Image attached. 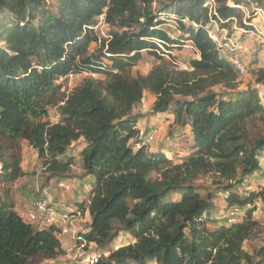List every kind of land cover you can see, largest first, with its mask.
Here are the masks:
<instances>
[{
  "label": "trees",
  "instance_id": "1",
  "mask_svg": "<svg viewBox=\"0 0 264 264\" xmlns=\"http://www.w3.org/2000/svg\"><path fill=\"white\" fill-rule=\"evenodd\" d=\"M155 4L0 0V138L26 141L45 173L58 180L75 164L66 157L68 149L83 140L81 166L93 181L76 208L90 223L77 236L85 248H108L93 264H264V247L253 255L243 250L257 226L246 208L254 201L264 205V187L246 196L235 189L262 172L264 105L258 87H264V69L253 71V83L240 90L242 75L207 30L215 23L234 38L238 27L242 40L254 34L253 26L264 30L249 9L252 4L264 13V0ZM101 14L109 31L99 41L93 28ZM170 20L178 24V38L161 28ZM92 42L100 43L98 57L87 55ZM185 43L199 58L180 70L171 52ZM143 53L159 64L146 76H134ZM82 72L105 79H86L65 94L59 81ZM145 92L154 97V114L167 113L173 124L191 130L192 152L179 163L147 149L150 133L141 135L132 115ZM51 107L58 111L55 124L44 120ZM0 164V182L20 178L19 165L1 146ZM206 175L225 195L226 208L244 212L239 220L207 227L217 194L196 184ZM57 233L54 227L33 228L0 203V264H41L39 255L65 256ZM119 233L132 242L109 249Z\"/></svg>",
  "mask_w": 264,
  "mask_h": 264
},
{
  "label": "rangeland",
  "instance_id": "2",
  "mask_svg": "<svg viewBox=\"0 0 264 264\" xmlns=\"http://www.w3.org/2000/svg\"><path fill=\"white\" fill-rule=\"evenodd\" d=\"M155 8L164 6L171 0H154ZM51 0H47V3ZM208 5V4H207ZM228 5L233 6L232 2ZM209 6V5H208ZM251 6V4H250ZM245 9V8H244ZM250 9V7H249ZM248 9V10H249ZM250 11V10H249ZM248 17L250 14H244ZM255 25H261V20L256 19L253 22ZM185 25L187 22L184 23ZM178 24L175 21H167L161 26L162 29L168 32L172 38H178ZM234 38L232 42L237 45L236 52L240 55V60L247 69L246 74L241 76L240 90H244L246 84L253 83V71L264 69V31L263 37L258 34H245L244 39H241L243 33L239 31L238 27H234ZM94 34L97 39L108 38V27L97 25L94 28ZM207 30L215 35L220 41H224L227 37V31H218V26L212 23L207 27ZM235 39V40H234ZM241 47V48H240ZM162 49V48H161ZM172 56L176 58V64L180 70H186L189 62L197 59V51L191 43H185L180 49H174L171 52ZM88 56H100V43L92 42L88 49ZM223 55V54H222ZM199 56V55H198ZM225 58L229 57V53L224 49ZM199 58V57H198ZM168 59V58H166ZM104 63L105 60L101 59ZM159 64L153 56L142 54V59L132 69L135 76L140 74L142 76L148 75ZM92 79L96 83H102L104 76L102 74H91L82 72L77 75H71L66 79H62L59 83L62 85V91L68 94L73 88L79 86L84 80ZM260 93L261 103L264 105V88L258 87ZM154 97L145 92L141 103L132 111V115L137 118V128L141 131L148 132L149 138L146 139L147 149L149 151H162L166 157L174 163H179L183 158L187 157L192 152L193 139L189 127H179L173 124V117L167 113L154 114L152 106ZM57 109L51 107L48 109V116L44 119L46 122L55 124L58 122ZM0 146L4 150L5 156L12 158L17 162L20 168L21 176L17 181L10 184L0 182V203L5 202L9 204L12 209L19 215H22L26 221L27 215L33 210V205L38 201H45L48 205H53L61 213L68 216V229L71 234H77L85 231V228L90 223V218L87 213H80L75 215L74 212L77 205L84 203L88 197L89 185L92 183V177L88 176L82 169L79 153L83 148V140L73 144L66 154L74 160L75 164L71 168L69 176L65 179L58 180L50 177L42 169L41 162L37 160L36 152L29 147L26 141H13L7 138H0ZM62 158V157H61ZM261 164L264 167V154L261 158ZM1 177V176H0ZM197 185L201 186L208 192L217 194L213 200V211L210 219L207 222V227L213 229L218 224L223 223L229 225L228 220H239L241 209L226 208L225 195L222 191L217 192L218 186L215 185L211 178L206 175L200 177ZM264 187V172L255 174L247 178L242 184L236 185L237 193L246 196L252 192H258ZM246 209H252L251 220L257 223L255 230L252 231L249 238L243 244V250L249 255H253L261 247H264V205L260 201H254L252 206ZM242 213H244L242 211ZM33 228H37V224H31ZM58 240L65 246L66 256L58 257L53 260L44 259L42 256L36 258V262L41 264H91L95 262V258L100 255L107 256V250L96 249L95 246L90 245L87 248H79L77 243L71 239L70 236L58 237ZM132 242V239L124 233H119V236L110 244L109 249H116L123 244ZM92 263V264H93ZM156 264V263H150Z\"/></svg>",
  "mask_w": 264,
  "mask_h": 264
},
{
  "label": "built area",
  "instance_id": "3",
  "mask_svg": "<svg viewBox=\"0 0 264 264\" xmlns=\"http://www.w3.org/2000/svg\"><path fill=\"white\" fill-rule=\"evenodd\" d=\"M208 5H209L210 9H213V7L215 6L213 2L208 3ZM242 10H243L244 14L249 13L248 9H242ZM250 10H252L254 12L255 16H257L259 18V20H261V25L264 28V13H263V11L261 9L256 8L252 4L250 6ZM185 22H187V21L184 20L183 23H185ZM98 24L106 26L104 14H101L96 18V25L94 26V28H97ZM187 24H189V23L187 22ZM253 27H254V34H256V35L258 34L259 36L263 37V31L264 30H260L256 26H253ZM94 28H93V30H94ZM209 36L212 40H214L216 42L218 47H220L222 50L226 49L228 51V53H229L228 61L239 72V74L240 75L245 74L246 69L240 60V55H238L239 53L236 52V49L238 47H237V45H235L232 42V38H226L224 41H220L216 38L215 35H212L210 32H209ZM1 170H2V166L0 164V172H1ZM262 172H264L263 165H262ZM80 213L81 212L75 210L74 215L71 217L74 218L75 215H79ZM68 219L69 218L67 215H65V213H61L53 205L52 206L48 205L45 201H38V202L34 203L33 210L27 215L26 222H28L29 224H32V223L37 224V227L40 229H43V228L47 229L49 227H54L55 229L58 230V233L56 234L57 239H58V237L61 238L62 236L63 237L64 236H70L71 239L77 243L79 248H82V249L85 248V243L80 238H78V236H77L78 233L76 235L70 233V230L68 229V226H67ZM228 222L229 223L233 222V219H229ZM92 263H93V261H91V264Z\"/></svg>",
  "mask_w": 264,
  "mask_h": 264
},
{
  "label": "crops",
  "instance_id": "4",
  "mask_svg": "<svg viewBox=\"0 0 264 264\" xmlns=\"http://www.w3.org/2000/svg\"><path fill=\"white\" fill-rule=\"evenodd\" d=\"M257 19L259 20V18L257 17ZM198 55H197V59H198ZM264 87H261V89H263ZM19 216L23 219L22 215L19 214ZM24 220V219H23ZM26 222V221H25ZM61 243V242H60ZM61 246L63 247V249L65 248V246L63 244H61ZM66 251V249H64ZM67 252V251H66ZM66 256V255H65Z\"/></svg>",
  "mask_w": 264,
  "mask_h": 264
}]
</instances>
